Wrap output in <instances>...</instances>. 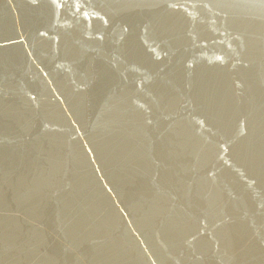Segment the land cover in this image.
<instances>
[{"label": "water", "instance_id": "water-1", "mask_svg": "<svg viewBox=\"0 0 264 264\" xmlns=\"http://www.w3.org/2000/svg\"><path fill=\"white\" fill-rule=\"evenodd\" d=\"M0 264H264V0H0Z\"/></svg>", "mask_w": 264, "mask_h": 264}]
</instances>
